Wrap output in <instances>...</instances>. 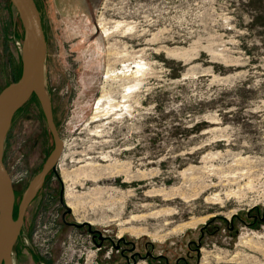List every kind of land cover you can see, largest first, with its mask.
I'll return each mask as SVG.
<instances>
[{"label": "rangeland", "instance_id": "1", "mask_svg": "<svg viewBox=\"0 0 264 264\" xmlns=\"http://www.w3.org/2000/svg\"><path fill=\"white\" fill-rule=\"evenodd\" d=\"M36 2L47 40L46 87L64 110V149L58 175H48L27 209L14 263L42 264L30 237L63 189L68 221L124 235L142 252L152 243L157 259L138 264L180 257L181 264H264V0H93L89 17L79 4ZM119 19L133 21L135 31L106 36L102 25ZM22 38L16 9L0 0V91L21 73ZM111 45L139 54L144 82L129 110L106 100L96 112L104 88L118 86L104 78L123 61ZM38 118L44 120L33 98L6 139L15 216L44 160L25 143ZM69 232L64 226L51 264ZM199 240L196 254L189 245ZM114 260L108 264H119Z\"/></svg>", "mask_w": 264, "mask_h": 264}, {"label": "water", "instance_id": "2", "mask_svg": "<svg viewBox=\"0 0 264 264\" xmlns=\"http://www.w3.org/2000/svg\"><path fill=\"white\" fill-rule=\"evenodd\" d=\"M10 1L23 27L22 70L17 80L10 82L0 91V264H15L14 248L21 234L27 209L43 186L48 174L54 171L58 175L57 166L64 149V140L55 124L52 101L46 87L47 40L41 12L36 0ZM34 94L53 135L54 146L40 171L34 175L23 191L18 214L15 217L16 193L4 163L5 145L16 113L28 103ZM60 202L64 207L62 220L65 224L76 227L88 226L89 230H93L92 223L89 221L70 222L67 220V214L72 212V208L65 201L63 189L60 193ZM261 219L264 220V215Z\"/></svg>", "mask_w": 264, "mask_h": 264}, {"label": "flooded vegetation", "instance_id": "3", "mask_svg": "<svg viewBox=\"0 0 264 264\" xmlns=\"http://www.w3.org/2000/svg\"><path fill=\"white\" fill-rule=\"evenodd\" d=\"M58 1L62 4H67L69 6L72 4H79L80 6L84 7L86 11H88V15H86L87 17L91 16L93 12V0H58ZM51 101H52L54 121L61 134L60 127H61V121L64 116V110H62L58 104L54 103L52 98ZM25 143L26 146H28L29 149H31V151L37 152L41 160L44 159L42 161V166H43L48 155L53 149V148L51 149V146L52 145L54 146L53 135L47 126L45 116H44V120L38 118L32 121L31 131L28 133L25 139ZM52 172L55 173L54 171H51L50 173ZM63 213H64V207H63L62 216ZM257 217L259 216L255 215L254 218L257 219ZM64 226H67L68 228H70V230L71 228H78L83 232H89L91 234L93 241L98 247V254H97L98 264H108L110 261H113L115 258H117V261L118 260L119 261L117 262L116 259L114 261H116L119 264L122 262L124 264H138V262L142 259L150 260L151 262H153V259H157V257L153 254V244L150 243L149 241L144 243L143 245L144 252H142L140 249V243L132 239H129L124 235H118L117 237H113L111 234L105 233L102 230L93 227H92L93 230L91 231L89 230L88 226L76 227L73 225H67L65 223L63 224V227ZM200 244H201V240L196 242L194 247L193 245H189V250L190 251L194 250L197 254L198 251L200 250ZM20 251H22V247H16V253L17 252L20 253ZM99 255L103 259L101 263L99 262ZM161 259L162 257L158 258L159 261H161ZM185 261H186L185 257H180L175 261V264H181L182 262ZM166 264H170L169 260L167 259H166Z\"/></svg>", "mask_w": 264, "mask_h": 264}, {"label": "built area", "instance_id": "4", "mask_svg": "<svg viewBox=\"0 0 264 264\" xmlns=\"http://www.w3.org/2000/svg\"><path fill=\"white\" fill-rule=\"evenodd\" d=\"M62 208L61 203H57L44 209L40 213L34 233L30 237V242L43 258L42 264H51L55 244L64 224L62 221ZM74 229L77 230L75 234L79 233V235L73 238V230H70L68 238L62 241L61 250L55 264H98V247L91 234L80 231L78 228ZM61 259L65 263L61 262Z\"/></svg>", "mask_w": 264, "mask_h": 264}, {"label": "bare ground", "instance_id": "5", "mask_svg": "<svg viewBox=\"0 0 264 264\" xmlns=\"http://www.w3.org/2000/svg\"><path fill=\"white\" fill-rule=\"evenodd\" d=\"M136 27L137 26L133 23V21H130V20L128 21L125 19H119V20H115L114 24H112L110 26H108L106 23L103 24L102 30H103L104 34L109 37L112 35V30L114 31L116 29V30H118V32H120L121 35H124L126 32L135 31ZM130 51H128L125 48H123L122 50H118L114 47V45L109 46L110 54H112L113 56L122 55L123 61L121 62L120 67H108L106 69L105 74H104L105 80L110 78L112 81L118 82V86H117V88L114 89V87L110 83L112 90L108 89V88H104V91L101 94V96H99L97 98V102H96V106H95L96 112H98V109L100 108V104L106 100H108L110 102L112 107H118V108H120L121 111L130 109L131 104H130V102H128V99L130 98V96L134 92H138L139 89H141L140 87H141V84H142V81H143V78L145 75L144 70H143V66H144L143 62L139 58H136V57H139V54L138 55L130 54L129 53ZM172 55H175V54H172ZM130 62H134V65ZM146 76H145V78H146ZM118 88H119V90H118ZM113 92L114 93H117V92L120 93L121 98L114 97ZM91 117H93V116H91ZM89 172H90V170H89ZM63 175H65V177H68L71 174L66 170V171H64ZM87 175H89V174H87ZM89 176H92V174L90 173ZM67 197L69 198L68 202L72 205V200L75 198L74 192L72 190H68L67 191ZM196 223H197V220L186 222L185 224H183L181 226V229H183L185 226L195 225ZM122 231H123V229L121 230V232ZM237 258H238L237 256H234L231 258V260L236 261Z\"/></svg>", "mask_w": 264, "mask_h": 264}, {"label": "trees", "instance_id": "6", "mask_svg": "<svg viewBox=\"0 0 264 264\" xmlns=\"http://www.w3.org/2000/svg\"><path fill=\"white\" fill-rule=\"evenodd\" d=\"M21 70H22V68H21ZM20 75H21V73H20ZM20 75H19V76H20ZM19 76H18L15 80H17V79L19 78ZM33 98H35L36 100H38L35 94L32 96L31 99H33ZM31 99H30V100H31ZM30 100H29V101H30ZM29 101H28V102H29ZM22 108H23V107H22ZM22 108H21V109H22ZM21 109H20V110H21ZM20 110H19V111H20ZM19 111H18V112H19ZM18 112H17V113H18ZM17 113H16V114H17ZM42 116L44 117L43 113H42ZM14 215H15V214H14Z\"/></svg>", "mask_w": 264, "mask_h": 264}]
</instances>
